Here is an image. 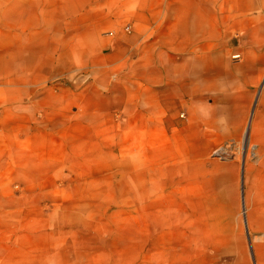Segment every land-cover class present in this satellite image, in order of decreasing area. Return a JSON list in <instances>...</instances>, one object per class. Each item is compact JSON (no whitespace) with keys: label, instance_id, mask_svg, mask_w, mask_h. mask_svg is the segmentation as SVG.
I'll use <instances>...</instances> for the list:
<instances>
[{"label":"rangeland","instance_id":"374dc122","mask_svg":"<svg viewBox=\"0 0 264 264\" xmlns=\"http://www.w3.org/2000/svg\"><path fill=\"white\" fill-rule=\"evenodd\" d=\"M259 4L0 0V264H264ZM147 20L190 21L193 36L168 58L129 55L145 46L134 34H154ZM177 66L237 97L191 108L216 111L210 150L187 108L159 121Z\"/></svg>","mask_w":264,"mask_h":264},{"label":"crops","instance_id":"0c3cea01","mask_svg":"<svg viewBox=\"0 0 264 264\" xmlns=\"http://www.w3.org/2000/svg\"><path fill=\"white\" fill-rule=\"evenodd\" d=\"M259 1L260 4L258 5V7L259 8L261 7V9L264 10V0H259ZM145 25L155 30L154 34L150 37H148L147 35L138 36L134 34L133 37L136 38L137 40L139 37V40L141 42H145V46L140 51L129 52V55L134 54L135 56L137 55V53H139V55L141 56L144 55L147 56L151 54L152 56H156L159 58L160 57L168 58L170 57L168 51L169 44L173 50L174 49L173 43H177L181 41V38L185 36H187V38L193 36L190 21L185 22V24H181L179 21L173 23L168 20H163L161 22L159 21L158 24H154L151 20H147ZM254 32L256 33L254 34ZM251 33L256 36L257 40H259V34H261L259 28L257 30L254 27V29H251ZM213 34L214 33L212 30L211 21L208 20L207 27L205 26V29L203 31L204 41L206 40L211 41ZM151 44H157L158 45L157 49L159 50H154L153 52ZM176 45L178 46V44ZM248 52H251L253 54L257 53L256 47L255 48L252 47ZM204 54H207V52H204ZM189 75H190L189 70H187L184 66H177L172 69V77H171L170 85L164 89H159V121L172 122L178 124L180 121L175 119V114H177L176 112H178V110L181 107L187 108L185 110V113H187L186 115L188 118L187 121L194 123V127H193L194 132L203 130V133L205 134V143L207 145H205L202 148H198V150H210L211 144L207 140L206 134H209V136H211L212 129L213 128L218 129L215 127L216 125L215 123H218L219 121L215 118L217 117L216 113H214L216 111L211 107L204 108V112H200L201 116L199 118H195L192 115L193 111L191 108L205 107L204 104L205 101L207 100V96H209V94H211L212 91L213 93L219 92L218 97L215 98L213 101L216 104L225 105L226 107L228 105H233L234 102L237 101L236 100L237 97L227 89L218 88L217 84H214L213 87L210 80L206 81V79L203 77H201L196 84V82L194 83L192 81ZM246 75L247 77L243 79L241 83H239L242 87L244 94L247 93L248 95L252 93L254 90H257V92L260 93L259 69L251 68L249 69ZM261 95H264V89H262V93H260L259 96ZM261 102L262 105H264V97H262ZM160 110L166 113V115H164V118L160 117L161 115ZM213 113L215 114V116ZM182 116H184V114H182ZM225 123L227 122L225 121ZM254 128H255L254 130L255 133L253 135L254 138L253 140H255V142L260 145L258 147L260 150H264V138H260V135L258 133L260 132V129L264 130V121H262V123L260 121H256ZM220 129H222V127H220ZM261 166H258L259 171ZM256 178L261 179L262 173L260 172L256 174Z\"/></svg>","mask_w":264,"mask_h":264}]
</instances>
